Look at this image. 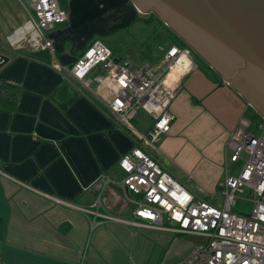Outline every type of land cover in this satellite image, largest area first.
Wrapping results in <instances>:
<instances>
[{
    "label": "crops",
    "instance_id": "crops-1",
    "mask_svg": "<svg viewBox=\"0 0 264 264\" xmlns=\"http://www.w3.org/2000/svg\"><path fill=\"white\" fill-rule=\"evenodd\" d=\"M57 1L67 20L42 35L51 41V48L43 49L30 1L0 0V55L8 59L0 68V91L3 83L20 91L14 110L0 109L2 264H179L196 246L184 237L100 218L92 229L94 217L76 209L89 208L95 200L98 177H121L119 161L134 143L111 122L102 101L70 76L65 63L94 40L108 48L119 42L120 59L136 65L155 64L171 43L186 42L160 17L159 28L145 30L151 22L145 13H155H140L133 0ZM155 34L163 44L153 39ZM193 53L196 67L182 79L169 108L171 130L151 155L197 199L208 202L220 195V181L227 176L230 134L241 121L264 117ZM101 200L100 214L125 216L131 210L113 186Z\"/></svg>",
    "mask_w": 264,
    "mask_h": 264
},
{
    "label": "built area",
    "instance_id": "built-area-1",
    "mask_svg": "<svg viewBox=\"0 0 264 264\" xmlns=\"http://www.w3.org/2000/svg\"><path fill=\"white\" fill-rule=\"evenodd\" d=\"M29 1L41 37L66 22L67 14L57 0ZM42 40L44 48H51L50 40ZM114 59L102 41L94 40L68 69L75 81L102 101L111 122L135 137L133 149L119 161L121 177H98L93 183L95 200L89 208L76 209L94 217L90 221L92 229L99 225L100 218L130 228L204 237L206 243L195 246L179 264H264V120L257 124L241 121L229 136L228 161L243 160L244 167L238 178L226 176L219 184L222 206L197 199L142 147L156 150V144L170 132L173 115L169 108L182 79L196 67L193 51L171 43L156 64L136 65L130 59L114 63ZM178 67L177 79L169 81ZM93 84L96 90L91 89ZM140 114L150 120L145 134L134 127ZM110 186L130 207L128 215L100 214L101 196ZM245 189L246 200L255 205L249 215H239L233 207Z\"/></svg>",
    "mask_w": 264,
    "mask_h": 264
},
{
    "label": "water",
    "instance_id": "water-1",
    "mask_svg": "<svg viewBox=\"0 0 264 264\" xmlns=\"http://www.w3.org/2000/svg\"><path fill=\"white\" fill-rule=\"evenodd\" d=\"M133 2L157 14L264 117V0ZM7 62L0 55V68Z\"/></svg>",
    "mask_w": 264,
    "mask_h": 264
},
{
    "label": "rangeland",
    "instance_id": "rangeland-1",
    "mask_svg": "<svg viewBox=\"0 0 264 264\" xmlns=\"http://www.w3.org/2000/svg\"><path fill=\"white\" fill-rule=\"evenodd\" d=\"M151 12H153L152 10H150ZM145 17L147 18H150L149 20H151V22H147L145 25H144V29L145 30H148L151 28V30H154V28H159L160 26V20L159 19V16L156 14H153V13H145ZM148 25V26H146ZM163 26L167 27L169 26L167 23L164 22ZM142 32L145 34V32L142 30ZM146 35V34H145ZM147 36V35H146ZM172 36L173 39H177V37L173 36V35H170ZM170 38V37H169ZM41 47L43 49H50V48H44L45 45L43 43V40L41 42ZM183 45H186V43H184ZM187 47H189L188 45H186ZM190 48V47H189ZM192 50V48H190ZM193 51V50H192ZM194 54V53H193ZM148 63V62H147ZM156 64V63H155ZM91 89L92 90H96L97 89V85L96 84H93L91 86ZM104 96H107L105 93H103ZM136 122L134 123V127L141 133H146V130L148 128V120L146 119L145 116H143L142 114H140L136 120ZM143 149H145V151H148L150 153H155L157 154V151L156 150H153L151 149L150 147H145L144 145H142ZM156 148L158 149V146L156 144ZM244 167V161L243 160H240L236 163H228L224 169L226 175L228 177H231V178H238L242 169ZM223 181V180H222ZM220 181V183L222 182ZM248 195V190L245 189L244 190V194H241V195H238L236 200H235V204H234V207H233V212L236 213V214H239V215H249L252 211V209L254 208V202L253 201H250V200H246V196ZM120 198L122 199L121 195H120ZM222 196L221 195H216L215 198H212V199H208V202L211 203L212 205H216L218 207H221L222 206ZM123 200V199H122ZM124 203V201H123ZM125 204V203H124ZM112 223H115L117 224L116 222H112ZM184 237V239H186L189 243L193 244V245H200V244H205L206 243V239L204 237H201V236H197V235H186V236H182Z\"/></svg>",
    "mask_w": 264,
    "mask_h": 264
},
{
    "label": "trees",
    "instance_id": "trees-1",
    "mask_svg": "<svg viewBox=\"0 0 264 264\" xmlns=\"http://www.w3.org/2000/svg\"><path fill=\"white\" fill-rule=\"evenodd\" d=\"M153 39L155 41L157 40L159 43L161 42L162 44L164 42V41H161V35H159V34H155ZM109 49L111 50L113 56L119 57L121 55L120 54L121 44L119 42H116V43L110 45ZM142 53L146 56H149L147 51H145V50H143ZM81 56H82V54L75 57L73 60H76V59L80 58ZM61 60H62V62H65V61H67V58L62 57ZM72 64H67L65 67L70 68L72 66ZM19 93H20L19 88L15 87L13 85H10V84L3 83L1 86V91H0V109L6 110V111L14 110L16 105H17ZM259 122H262V119L258 116H255L254 119L252 120V123H254V124H257ZM124 132H126L127 134L130 135L133 142L135 141L134 136H132L129 132H127L125 130H124ZM102 196H101V198H102Z\"/></svg>",
    "mask_w": 264,
    "mask_h": 264
},
{
    "label": "bare ground",
    "instance_id": "bare-ground-1",
    "mask_svg": "<svg viewBox=\"0 0 264 264\" xmlns=\"http://www.w3.org/2000/svg\"><path fill=\"white\" fill-rule=\"evenodd\" d=\"M178 69H179V67H178ZM178 69H176L175 71H173L171 74H170V76H169V81H174V80H176L177 79V76H178V72H180V69L178 70Z\"/></svg>",
    "mask_w": 264,
    "mask_h": 264
},
{
    "label": "flooded vegetation",
    "instance_id": "flooded-vegetation-1",
    "mask_svg": "<svg viewBox=\"0 0 264 264\" xmlns=\"http://www.w3.org/2000/svg\"><path fill=\"white\" fill-rule=\"evenodd\" d=\"M180 25H182V24H180ZM182 26H184V25H182ZM186 26V25H185ZM187 30H189V29H187ZM184 38V37H183Z\"/></svg>",
    "mask_w": 264,
    "mask_h": 264
}]
</instances>
